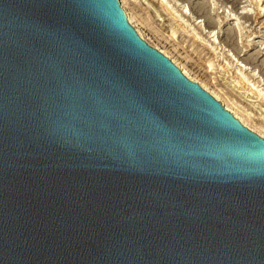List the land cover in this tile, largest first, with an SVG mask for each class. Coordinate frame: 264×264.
Masks as SVG:
<instances>
[{"label": "water", "instance_id": "obj_1", "mask_svg": "<svg viewBox=\"0 0 264 264\" xmlns=\"http://www.w3.org/2000/svg\"><path fill=\"white\" fill-rule=\"evenodd\" d=\"M0 264H264V138L120 0H0Z\"/></svg>", "mask_w": 264, "mask_h": 264}, {"label": "rangeland", "instance_id": "obj_2", "mask_svg": "<svg viewBox=\"0 0 264 264\" xmlns=\"http://www.w3.org/2000/svg\"><path fill=\"white\" fill-rule=\"evenodd\" d=\"M124 1L133 16V26L152 47L166 52L195 80L221 90L225 98L256 113L226 82L232 81L241 63L246 65V74L256 70L264 78V0ZM178 25L185 30L173 34L172 29ZM239 31L244 40L255 38L250 49L243 52L237 49ZM211 62L215 70L209 67Z\"/></svg>", "mask_w": 264, "mask_h": 264}, {"label": "bare ground", "instance_id": "obj_3", "mask_svg": "<svg viewBox=\"0 0 264 264\" xmlns=\"http://www.w3.org/2000/svg\"><path fill=\"white\" fill-rule=\"evenodd\" d=\"M120 3L127 14L129 22L134 25L133 16L130 12H128L125 1L120 0ZM170 14L171 13L169 11V15ZM226 18L228 19V17ZM175 22H177V20H175ZM135 28L140 34V36L145 39L141 30L136 26ZM180 30H185V28L182 25H178L176 28L172 29V33L177 34ZM211 37H213V35ZM237 38V43H240V45L237 44V49L239 52H243L244 50L246 51L250 49V47L253 45V41L255 40V38L249 37L244 40V35L241 31L238 32ZM213 49L214 51H216L217 47H213ZM162 53H164L167 57H170L166 52L162 51ZM174 63L181 68L182 72L190 80L199 83L206 91H208L212 96H214L218 101H220L228 111H230L239 121H241L243 125H245L246 127H248L249 129L264 138V78L258 76L256 70H251L249 74H246V65H243L241 63L240 65L236 66L237 72L233 74L232 81L226 82L227 86L231 87L235 93H237L241 97H244L247 100L248 106H250L256 111V113H254L247 106L238 104V102L233 99L225 98L224 93L221 90H212L203 82L195 80L176 61H174ZM209 67L212 70L216 69L214 63L212 62L209 64Z\"/></svg>", "mask_w": 264, "mask_h": 264}]
</instances>
